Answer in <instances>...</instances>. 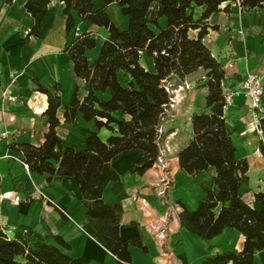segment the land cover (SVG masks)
<instances>
[{
  "label": "crops",
  "instance_id": "crops-1",
  "mask_svg": "<svg viewBox=\"0 0 264 264\" xmlns=\"http://www.w3.org/2000/svg\"><path fill=\"white\" fill-rule=\"evenodd\" d=\"M26 2L14 0L8 4L0 0V93L7 90L16 98L14 102L0 98V133L9 134L0 140V196H4L0 199V224L8 227L10 232L23 231L31 243L37 238L22 227L40 234L48 244L56 246L53 235L60 236L70 246V250L61 249L75 258H84L88 264H118L91 225L75 180L62 177L48 182L47 174L31 172L23 161V153L10 148L12 143L39 146L45 141L48 124L44 112L48 97L37 90L34 78L60 95L58 133L65 146L78 151L87 148L81 127L98 133L103 141H107L112 132L98 128L95 119L86 121L81 112L77 113L75 123L65 122V105L70 104L77 84L81 85V100L88 94L89 85L74 77L71 57L64 48L72 42L76 29L82 33L90 32L96 46L87 49L85 56L90 64H95L109 32L82 20L78 12L72 10L74 27L67 35L65 5L60 0H52L41 30L28 40L35 19L27 11ZM92 2L94 10L105 9L119 30L128 29L130 17L122 13L117 2L109 5H105L104 0ZM226 5L208 19V34L203 41L212 55L225 63L223 87L232 93L231 102L224 109L226 126L236 145V157L245 160L249 166L247 179L241 183L240 196L253 208L261 209V203L254 195L264 191V155L260 151V136L252 128V112L240 90V83L246 73L251 72L260 76L264 84V5L251 10L232 5L229 13L224 11ZM203 12V7H196L195 18H200ZM158 25L167 28V18L160 17ZM151 28L158 31L154 25ZM199 31L190 30L189 34L197 38ZM140 63L146 70L155 71L154 62L146 53H141ZM199 73L205 74L200 69L185 79L189 93L201 95L197 104L194 101L188 104V112L181 108L169 112L162 125L161 161L143 175L130 172L141 156L136 151L113 163L120 180L108 184L102 200L106 204H122L120 236L126 239L138 235L147 248L144 252L140 247L130 246L131 264H202L208 258L240 251L244 247V236L232 228H225L220 235L208 240L190 233L179 223L181 207L177 202L194 211L206 197L202 184L217 189L214 168L191 176L178 161V153L193 137L192 116L205 110L208 87L204 74L205 80L199 87L189 79ZM118 77L124 84L130 78L123 71L118 72ZM96 95L100 100L112 97L109 89ZM113 116L130 118L121 112H114ZM16 196L22 199L15 201ZM164 196L169 204L163 200ZM27 197L30 199L26 200ZM255 264H264V251L255 253Z\"/></svg>",
  "mask_w": 264,
  "mask_h": 264
},
{
  "label": "trees",
  "instance_id": "trees-1",
  "mask_svg": "<svg viewBox=\"0 0 264 264\" xmlns=\"http://www.w3.org/2000/svg\"><path fill=\"white\" fill-rule=\"evenodd\" d=\"M3 1L11 4L14 0ZM51 1L27 0L25 7L35 19L28 40L41 30ZM60 1L65 5L67 35L74 27L72 10H76L82 20L109 32L95 64H90L85 56L87 49L96 46L90 32L75 35L64 48L71 57L74 77L89 85L88 94L81 100V85L77 84L70 104L65 105V122L75 123L77 113L81 112L86 121L95 119L98 128H106L112 135L103 141L98 133L81 127L87 148L78 151L65 146L58 133L60 95L34 78L37 90L48 97L44 112L48 124L45 141L39 146L12 143L10 148L23 153V161L31 172L47 174L48 182L62 177L73 178L80 188L88 219L105 248L118 264H131L129 247H140L144 252L147 248L138 235L126 239L120 236L122 204H106L102 200L108 184L120 180L113 163L136 151L141 156L130 172L143 175L158 162L161 128L169 116L173 98L169 84L172 80L180 84L202 69L208 87L205 110L192 116L193 137L178 153V161L191 176L214 168L217 189L202 184L206 197L194 211L177 202L181 207L179 223L190 233L208 240L220 235L225 228L237 230L244 236L242 250L218 254L202 264H255V253L264 251V191L254 195L261 209L253 208L240 196L241 183L247 179L249 166L236 157V145L226 126L225 63L212 55L203 39L208 34V19L220 11L223 4L227 3L224 11L229 13L237 2L241 10H251L263 7L264 0H104L105 5L117 2L122 13L130 17L129 27L123 31L111 21L105 9L94 10L92 0ZM196 7L204 8L198 19L195 18ZM162 16L168 20L165 29L158 25ZM152 25L158 31H154ZM195 29L200 31L197 38H192L189 32ZM141 53L153 60L154 72L141 65ZM120 71L130 76L125 84L118 77ZM108 89L112 97L100 100L96 93ZM114 112L130 118L118 119L113 116ZM260 124L264 133V117ZM260 151L264 155L263 142ZM22 228L37 241L29 242L23 231L11 235L10 229L0 224V264H88L84 258H75L61 249L70 250L62 237L53 235L56 246L48 244L29 228Z\"/></svg>",
  "mask_w": 264,
  "mask_h": 264
},
{
  "label": "built area",
  "instance_id": "built-area-1",
  "mask_svg": "<svg viewBox=\"0 0 264 264\" xmlns=\"http://www.w3.org/2000/svg\"><path fill=\"white\" fill-rule=\"evenodd\" d=\"M234 6H238L240 9V5L237 2V4H234ZM82 32H80L79 29H76L75 35L79 36ZM241 34H243V31H240ZM240 90L244 93L245 98L247 100V103L249 105V108L252 112V128L257 132V134L260 136L261 141L264 143V133L261 129L260 120L264 117V84L262 81V78L258 76L257 74L247 72L244 78L242 79L240 83ZM224 94L226 97V101L229 104L231 102V95L232 93L224 89ZM0 98L8 101V102H14L16 101V98L9 94L7 90H2L0 93ZM174 100L172 98V104L173 106ZM7 132L0 133V140L8 137ZM161 156L159 157V161H161ZM3 195L0 196V199H3ZM22 198L20 196H16L14 199L15 201H20ZM30 198L27 197L26 200H29Z\"/></svg>",
  "mask_w": 264,
  "mask_h": 264
},
{
  "label": "rangeland",
  "instance_id": "rangeland-1",
  "mask_svg": "<svg viewBox=\"0 0 264 264\" xmlns=\"http://www.w3.org/2000/svg\"><path fill=\"white\" fill-rule=\"evenodd\" d=\"M204 73H199L196 75L191 76L189 79L197 83V86H200V82L204 81L205 79L202 78ZM189 80V81H190ZM177 80H172L169 84V86L172 88L173 93V106L170 107L168 112H176L179 108L183 112H188V108L186 109V106L190 104L192 101L195 102V105L197 104L198 100L200 99V93L194 92V94L189 93V84L188 80H184L180 84H177ZM200 91V90H198ZM196 93V94H195ZM191 105V104H190ZM262 142V141H261ZM11 235L14 233V231L9 232Z\"/></svg>",
  "mask_w": 264,
  "mask_h": 264
},
{
  "label": "bare ground",
  "instance_id": "bare-ground-1",
  "mask_svg": "<svg viewBox=\"0 0 264 264\" xmlns=\"http://www.w3.org/2000/svg\"><path fill=\"white\" fill-rule=\"evenodd\" d=\"M99 36H100V35H99ZM99 36H98V37H99ZM96 37H97V36H96ZM99 41H100V40H99Z\"/></svg>",
  "mask_w": 264,
  "mask_h": 264
}]
</instances>
